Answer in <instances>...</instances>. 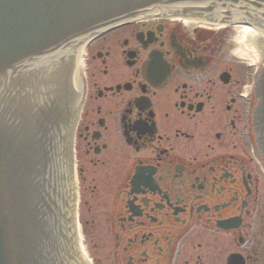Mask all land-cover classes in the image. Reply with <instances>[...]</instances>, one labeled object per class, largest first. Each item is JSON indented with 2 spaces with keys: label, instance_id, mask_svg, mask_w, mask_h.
<instances>
[{
  "label": "flooded vegetation",
  "instance_id": "flooded-vegetation-1",
  "mask_svg": "<svg viewBox=\"0 0 264 264\" xmlns=\"http://www.w3.org/2000/svg\"><path fill=\"white\" fill-rule=\"evenodd\" d=\"M245 70L170 21L131 23L88 48L78 174L90 222L104 223L96 264H264Z\"/></svg>",
  "mask_w": 264,
  "mask_h": 264
},
{
  "label": "water",
  "instance_id": "water-1",
  "mask_svg": "<svg viewBox=\"0 0 264 264\" xmlns=\"http://www.w3.org/2000/svg\"><path fill=\"white\" fill-rule=\"evenodd\" d=\"M16 1L0 0V26L14 25V30L18 34L21 31L24 34V26L27 28L32 27L21 22L22 18L19 16L21 9L11 11V5ZM178 1L180 0H50L55 7L49 6L48 8H44L42 17L39 20L41 22L39 30H51V33H54L55 29L61 28L59 26L65 20L68 28H81L76 33L85 34L94 29L96 33L104 25L119 21L124 17L128 18V16H138L148 13V11L167 9ZM187 1L208 2V0H183V2ZM238 1L247 2L250 0ZM257 1V7L263 16L264 0ZM32 13L27 10L25 12L26 18L30 19L29 15H32ZM9 14L13 16L12 23H9ZM198 15L205 16L201 13H198ZM93 22L95 26L92 25ZM84 26H87V30H84ZM35 35L36 31L25 28L26 41ZM26 43L28 44L29 42ZM74 53L75 49L69 57L63 56V59L52 63L45 69V71H48L50 79L53 78V82L50 83L51 89L49 88L48 91L49 95L52 98L57 97V100L60 101L63 98V102L65 103L61 109L64 118H67L68 115L70 73ZM27 68L28 64L22 70L25 74L28 72ZM11 74L10 70L4 74V69H0V76L7 77ZM41 82L47 84V81L43 77ZM58 84L61 86H58ZM255 86V96L258 98V103L254 109V126H256L259 136V146L264 156V68H261L258 73ZM56 87L58 88L56 89ZM0 104L5 108L3 119H0L3 125V128L0 130V263L36 264L33 255L34 248L28 235L30 236V233H32L31 235L35 236L39 231L34 218V228L30 222L32 208L26 204L27 213L24 210V198L25 202L29 203L33 197V193L37 191V177L33 175L32 180L28 181L31 171L32 173H39V170L35 167L41 161L39 150L36 147L37 138L28 132H24L22 128L14 127L12 125L14 119L10 115V109L2 101H0ZM63 116L61 115V119H63ZM39 119L41 120L42 117L40 116ZM61 150L62 153H60V149L57 152L61 156L60 178L52 176L49 187L52 189L59 188L57 194L60 192L67 199L66 153H63L65 148L62 149L61 147ZM62 206L64 205L62 204ZM64 215L65 222H63V225L68 231L67 211H64ZM28 223H30V229L28 228ZM62 236L64 241L62 240L61 242L65 243V251L60 261L57 256L56 264H70L69 251L66 248L67 233H62ZM7 250L9 255L3 252Z\"/></svg>",
  "mask_w": 264,
  "mask_h": 264
},
{
  "label": "bare ground",
  "instance_id": "bare-ground-1",
  "mask_svg": "<svg viewBox=\"0 0 264 264\" xmlns=\"http://www.w3.org/2000/svg\"><path fill=\"white\" fill-rule=\"evenodd\" d=\"M178 17V16H176ZM179 20L187 26V30L192 28H204L219 30L225 29L230 30L232 33L231 42L233 43L232 55L237 58V60H242L247 65H257L260 61L264 63V29L260 26H245V25H232L226 26L220 18H211L201 15L188 14L187 16H179ZM76 53V52H75ZM73 56L71 63V73H70V85H69V96H68V115L70 116L71 109L73 106L74 99L78 97L79 90L81 89V79L82 73L80 71L81 66L78 57ZM70 156L66 152V172H67V206L75 198L77 189L74 182V170L73 164L71 165ZM74 182V183H73ZM70 201V202H69ZM67 221H68V231L71 229L72 224H70L71 216L67 211ZM70 264H89L86 260H82L80 253L76 250V243L72 242V247L68 249ZM86 261V262H85Z\"/></svg>",
  "mask_w": 264,
  "mask_h": 264
},
{
  "label": "rangeland",
  "instance_id": "rangeland-1",
  "mask_svg": "<svg viewBox=\"0 0 264 264\" xmlns=\"http://www.w3.org/2000/svg\"><path fill=\"white\" fill-rule=\"evenodd\" d=\"M199 29L202 30L203 32L207 33V34H211V36L214 39H217L218 41L222 40V38H223L225 47L228 48L229 50H230V48H233L234 45L231 42L232 33L230 30H225V29L205 30V29H201V28H199ZM248 70L252 71V68L248 69ZM248 80H249V78L247 79V81ZM79 196L81 197V201H82L83 196H81L80 194H79ZM85 199H87V198L85 197ZM95 211H96V213H98L97 209ZM87 213H88L87 205H84V206L81 205V207H80L81 223L83 225V230L85 232L84 236H85L86 241H87V246H89L90 251L92 252L93 256L95 258H98L100 256L101 250L98 247L93 246V244H95L97 242V238H94V237L97 235V233H99V227H102L104 223L101 219L90 222V218L87 216Z\"/></svg>",
  "mask_w": 264,
  "mask_h": 264
}]
</instances>
